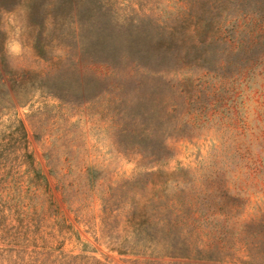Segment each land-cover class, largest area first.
Instances as JSON below:
<instances>
[{
    "label": "rangeland",
    "instance_id": "1",
    "mask_svg": "<svg viewBox=\"0 0 264 264\" xmlns=\"http://www.w3.org/2000/svg\"><path fill=\"white\" fill-rule=\"evenodd\" d=\"M28 1L0 11L8 66L29 80L23 90L0 79V264H264V38L234 45L244 30L188 66L134 69L106 91L92 79L89 98L62 99L47 88L58 73L73 80V64L64 42L37 55L35 39L55 27L31 25ZM102 1L121 20L145 14L152 33L197 29L206 8ZM184 1L199 17L190 26L175 21ZM185 200L191 254L172 247L188 232L175 221Z\"/></svg>",
    "mask_w": 264,
    "mask_h": 264
},
{
    "label": "trees",
    "instance_id": "2",
    "mask_svg": "<svg viewBox=\"0 0 264 264\" xmlns=\"http://www.w3.org/2000/svg\"><path fill=\"white\" fill-rule=\"evenodd\" d=\"M19 2L20 0H0V11H9ZM199 3L206 7L202 10L201 25L197 28L199 34L197 29H190L191 27H187L188 32L178 34L175 27L166 30L158 24L152 33L148 28L152 20L145 14L118 19L102 0H29L27 17L30 24L44 27L50 19L55 27L46 44L35 39L34 49L37 55L44 57L49 44L64 42L67 60L73 64L75 78L70 81L58 73V76H54V83L48 86V91L62 99L68 98L69 94L79 99L89 98L92 79L97 81L102 91H106L108 87H118L134 69L161 73L168 68L188 66L197 54L206 58L218 42L231 43L233 36L244 30V37L233 38L234 45L246 41L255 43L264 38V0H202ZM194 6L193 1L182 3L175 18L178 26L186 20L190 26L195 18H199L194 14ZM214 8L221 10L223 15L217 25L212 18ZM227 17L229 20L225 26L230 27L228 31L223 30ZM64 27L65 32L62 31ZM233 50L234 46L229 51ZM245 53L246 49H243L241 55L244 56ZM88 64H98L102 68L94 76ZM4 77L10 83L16 82V87L23 90L29 84L27 78L18 77L8 66L0 32V79ZM58 77L62 79L59 80ZM111 77L119 78L120 81H112ZM2 86L4 83H0V103L7 100ZM179 206L181 216H177L175 221L185 225L188 232L175 233L172 247L179 250L177 252L191 254L197 250L196 243L191 241L192 234L198 235L195 232L194 209L191 201L187 200ZM210 238V235H206L203 243L205 247L214 244V238ZM179 257L191 258L184 254Z\"/></svg>",
    "mask_w": 264,
    "mask_h": 264
}]
</instances>
